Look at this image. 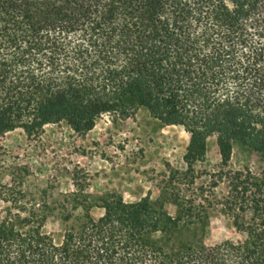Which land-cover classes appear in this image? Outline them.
Wrapping results in <instances>:
<instances>
[{
    "label": "trees",
    "instance_id": "1",
    "mask_svg": "<svg viewBox=\"0 0 264 264\" xmlns=\"http://www.w3.org/2000/svg\"><path fill=\"white\" fill-rule=\"evenodd\" d=\"M141 107L189 133L184 174L200 200L196 166L216 137L213 186L228 191L214 203L245 239L173 245L180 221L204 222L194 212L202 202L183 199L175 218L149 197L114 193L65 202L84 213L57 241L43 231L44 198L8 186L0 264H264V172L230 168L235 141L264 154V0H0V135L39 136L63 120L84 135L104 114Z\"/></svg>",
    "mask_w": 264,
    "mask_h": 264
},
{
    "label": "rangeland",
    "instance_id": "2",
    "mask_svg": "<svg viewBox=\"0 0 264 264\" xmlns=\"http://www.w3.org/2000/svg\"><path fill=\"white\" fill-rule=\"evenodd\" d=\"M189 139L182 126L162 124L145 107L125 119L104 114L84 135L66 120L46 125L39 136H28L22 128L9 131L0 135V217L10 207L4 201L6 187L22 188L15 196L28 202L42 197L47 202L43 231L60 241L68 228L80 224L84 213L82 207L73 208L65 202L100 204L114 193L127 202L149 197L158 211L178 218L180 202L195 196L203 207L194 212L204 222L180 221L172 230L171 244L244 240L246 234L236 228L232 214L214 203L228 191L225 182L213 186L221 170L216 137L208 139L206 161L196 166V184L204 191L202 200L194 188H188L191 177L184 174ZM245 167L262 174L264 154L235 141L230 168ZM103 213L99 205L91 209L94 218Z\"/></svg>",
    "mask_w": 264,
    "mask_h": 264
}]
</instances>
